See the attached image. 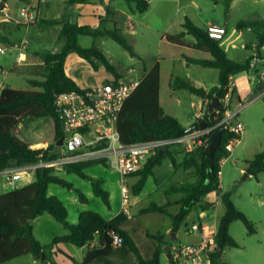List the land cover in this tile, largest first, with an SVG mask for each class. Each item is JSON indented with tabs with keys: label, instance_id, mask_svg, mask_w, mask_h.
Instances as JSON below:
<instances>
[{
	"label": "trees",
	"instance_id": "16d2710c",
	"mask_svg": "<svg viewBox=\"0 0 264 264\" xmlns=\"http://www.w3.org/2000/svg\"><path fill=\"white\" fill-rule=\"evenodd\" d=\"M22 1L27 2V0ZM87 1L67 0V3L71 5ZM125 1L134 2L138 12H144L149 5L147 0ZM231 1L222 0L226 15L230 10ZM107 9L109 10V7ZM37 23L39 26L61 23L58 38L62 40V45L57 50L44 52L43 64L47 67V71L43 78L29 80L31 89H17L8 86L0 88V171L39 160L56 158L60 147L57 141L62 136V132L54 100L60 93L83 90L65 73L64 59L67 53L76 52L94 69H97L98 62L102 63L114 77L120 76L118 69L110 63L99 47L96 45L81 46L77 41L79 35L94 38L110 37L131 56H137L123 33L117 28H105L103 22L96 27L78 25L67 19L62 21L40 19ZM235 27L237 30L251 29L255 33L256 56H259L260 48L264 45V18L241 19ZM187 34L196 39L194 44L189 45L190 47L207 51L212 55L211 59L187 57L188 61L203 67L217 68L218 85L205 90L194 86L186 78L175 76L171 80V87L184 89L193 95L209 100L214 96L222 98L227 91L230 77L250 70L255 56H248L244 61L230 59L221 46L220 40L209 37L206 31L195 26L189 19H185L180 32L167 34L166 39L170 43L184 46L183 38ZM159 75V66L156 64L124 101L116 121V128L122 143L131 144L180 136L178 132L184 127L176 117L166 113L159 103ZM205 117L208 122L207 126L215 124L222 117V108H219L217 116L213 119H209L207 114ZM221 127H215L203 136L206 146L200 145L202 148L197 179L171 184L166 189V194H181L175 201V204H178V211L172 213L168 210L170 202L157 204L153 201L139 210V214L158 212L169 216L172 221L171 231L176 232L184 218L203 196L209 193L219 194L224 212L217 222L214 236L216 249L210 254V264H227L221 259L222 252L219 253V251H223L226 247H238L237 241L229 233L232 222L241 221L246 227L247 234H253L256 230L252 221L231 200V192L220 190L218 171H220V161L227 153L225 144L232 136L231 132L226 129L222 133L219 147L215 150L212 159L207 155L210 135ZM45 142L48 143L46 147L33 148V145ZM171 146L173 145L157 150L145 160L137 172L131 174L138 176L137 181L132 185V191L135 194L141 192L149 178H155L154 168L162 165L165 159H169L173 167L176 166L175 157L169 150ZM98 163L105 165L99 160H88L65 164L63 170L75 173L81 178H88L85 169ZM245 172L255 177L259 173H264V150L246 161ZM33 174L34 178L31 181L0 193V264L28 254L35 258L43 256V245L34 236L31 221L44 213L51 215L66 230L64 234L53 238L52 243L54 244L66 242L82 247L98 237V246L85 253L81 264H160L163 246H169L161 234L145 232L147 237L156 240L158 244L150 257H144L133 237L122 229L123 222L126 220L122 212L106 219L98 212L85 210L79 214L76 223H70L67 219L68 212L65 205L58 197L49 195L47 190L50 183H56L68 189H72V185L59 176L52 166L38 167ZM91 189L95 196L108 205L109 193L104 189L101 179H93ZM74 191L80 202H87L85 194L77 189ZM207 205L201 204L200 207L205 209ZM112 230L122 237L120 246L112 245L110 236ZM171 264L177 263L172 259Z\"/></svg>",
	"mask_w": 264,
	"mask_h": 264
},
{
	"label": "rangeland",
	"instance_id": "374dc122",
	"mask_svg": "<svg viewBox=\"0 0 264 264\" xmlns=\"http://www.w3.org/2000/svg\"><path fill=\"white\" fill-rule=\"evenodd\" d=\"M22 0H10V13L13 17H19L20 7L22 6ZM60 1V0H52ZM206 5L204 6V21H210L209 24H216L226 30L224 37L233 31L229 39H232L238 31L235 28V24L240 19H255V13L264 15V4L254 2V0H236L234 7L230 14L224 13V7L222 1L219 0H205ZM216 4V6H214ZM24 6L23 8H25ZM151 11L144 13L145 15L152 14ZM181 11V10H180ZM154 12V11H153ZM140 15L141 13H137ZM172 15L180 16L181 12H177L175 8L172 9ZM21 16V15H20ZM22 17V16H21ZM5 26L2 27L1 33L10 39H19L26 35L32 34L33 40L30 45L24 50L25 57L19 62L16 61L17 49L10 47L5 44L0 38V47L4 48V53H0V69L5 72H0V81L5 86H10L17 89H31L28 79H37L41 76L30 74L23 70L24 67L20 66L21 62L28 61L29 57H32L34 51L41 49L57 50L62 44L55 40L56 28H46V26H40L41 29L36 31H26L21 25L17 26L12 19L4 18ZM36 32L42 33V37H37ZM188 39H192L191 35L187 36ZM100 40V39H99ZM255 42V33L251 30L244 31L243 35L235 40L238 45L234 49L235 54L231 55L227 53L232 59L241 61L244 60L251 54H255L256 50L253 47L249 49L240 48V43L244 42ZM159 37L155 33H149L148 41H141L140 39L135 40V45L144 57V61H141L137 57L131 56L125 49H123L117 42L110 37H103L98 42L101 51L105 54L107 59L112 65L118 70L126 73L131 78L140 79L142 75L141 66H149L152 62L153 57L158 58L162 65V77L160 85V102L164 111L168 114L176 117L181 124L186 125L188 115H192L193 108L190 106L189 101L186 99L188 92L186 90H172L169 86V78L171 75L181 76V66H178L173 74H171V67L161 57L164 56L165 48L168 46L162 42V52L157 54L156 48L158 47ZM93 43V38L84 36L81 39L80 45L87 47ZM260 52L262 54V60L260 59L257 64L251 66V74L255 75V70L264 71V45L261 47ZM199 56L205 57V54L198 53ZM99 63V62H98ZM97 63V66H98ZM191 70V76L200 81L202 85L211 86L217 84V69L210 68L204 69L199 67L200 65H194ZM9 67L13 69L10 70ZM130 72H126L128 69ZM198 68L197 70H195ZM45 72V70H44ZM264 77V76H263ZM239 78V77H238ZM238 78L236 81H239ZM240 80H247L243 77ZM257 80V78L255 79ZM241 84L239 87H241ZM256 94L250 95V91H242L241 97L243 101L236 105L232 110L236 111L234 120L240 121L243 126L242 143L238 144L232 151V156L227 159L222 165L220 170L222 171L221 190L231 192V200L235 206L240 207L246 211L248 216L251 218L256 231L253 234H247L246 227L241 221H234L230 224L229 233L237 241L238 247H226L224 248L221 259L227 264H264V175L261 179V185L259 186L253 177L248 179L244 178V172H240L246 162L251 159L256 153L264 150V98H255ZM248 97V98H247ZM233 120V121H234ZM40 146V144H38ZM37 148V147H36ZM39 148V147H38ZM183 150H185L183 148ZM238 153V154H237ZM167 164L170 165L169 160H165L162 164L164 168H167ZM233 166V174L227 176L225 172ZM58 175L66 179L71 185L72 189L62 187L56 183H50L48 185L47 193L58 197L65 205L68 215L67 219L70 223H76L79 214L85 210H92L98 212L104 218L108 219L118 214L121 210V191H120V174L102 163L91 165L85 169L88 178H81L75 173H69L63 170V167L55 168ZM160 168L155 169V173L159 172ZM26 176L23 179L17 181V186L22 185L24 182L31 181L34 176ZM2 177V176H1ZM138 176H133L127 179L126 183L130 185L134 182ZM157 177L149 179L146 183L145 189L140 194H135L132 191V186L129 188V202L128 210L130 218L126 217L125 225L127 228H135L138 230L134 233L135 240L140 248V251L144 257H150L153 245L157 244L156 240L147 238L140 228H145L153 233L165 234L167 238L171 237L172 232L166 233V229L171 228V218L165 214L158 212H149L139 215V208L147 206L151 201L161 204L163 199L160 198L159 193H150L155 188ZM93 179H101L103 182L104 189L109 193L108 205L104 204L103 201L95 196L91 189V181ZM161 181V180H160ZM160 181L157 183L160 184ZM162 182V181H161ZM11 188L7 187L4 183L3 177L0 184V193L7 191ZM74 189L80 190L85 194L87 202H80ZM151 190V191H150ZM251 192H256L257 199L263 201V205H256L251 199ZM165 201V200H164ZM178 207L171 205L168 210L172 213L177 212ZM241 209V210H242ZM223 211V205L219 203L217 206V214L219 215ZM197 210L192 209L188 214L184 222L178 229V235L175 239L177 244L188 243L185 231L196 219ZM127 216V215H125ZM247 216V215H246ZM247 216V217H248ZM197 221V220H195ZM34 236L43 245V256L35 258L32 255H23L14 259H11L5 264H81L83 257L87 251V245L82 247L75 246L71 243L59 242L52 243L55 236L62 235L66 232L65 228L57 222L51 215L44 213L35 217L31 221ZM176 233V232H174ZM260 250V251H259ZM160 264H170L165 252L160 255Z\"/></svg>",
	"mask_w": 264,
	"mask_h": 264
},
{
	"label": "crops",
	"instance_id": "0c3cea01",
	"mask_svg": "<svg viewBox=\"0 0 264 264\" xmlns=\"http://www.w3.org/2000/svg\"><path fill=\"white\" fill-rule=\"evenodd\" d=\"M218 1L219 0H217V3H218ZM235 1L236 0L231 1L230 10H229L228 14L231 13V10L234 7ZM258 1L261 2L262 4H264V0H258ZM2 2H3V5H2V8H0V38H2V41H4V43L8 44L10 47L14 43L24 42V50H25L26 47H28L30 45L34 36L32 34H30L29 36L26 35L24 37H20L19 39H10V38L6 37L5 35H2L1 29H2V27L5 26V23H4L5 17L8 19H12L17 26L21 25L22 27H24V29L27 32L28 31H34V30L36 31V28L40 30L41 27L37 23L40 19H47V20L48 19H58L59 21L67 19L71 23H76L78 25H89L92 27H96L100 24V22H103L105 28H107V29L117 28L118 30H120L123 33V35L126 37L128 42L131 44V46L133 47V49L137 55V56H133V57H137L141 61H144L143 55L138 50V47H136V45H135V40L140 39L141 41H144V42L148 41L149 33H152V34L155 33L159 37V42H158L159 45L156 48L158 55L160 54V52H162V42H164L168 45V46H166V45L164 46V48L166 50L165 51L166 54L164 56H162L161 58L168 65H170L171 69H169V70H170L171 74H173L175 72V70H177L176 68L178 66H181V68H182L181 72H183V73L179 77L186 78L194 86L202 87L205 90H208V89L218 85V77H217V84H212L211 86L208 87L204 84L202 85V83H198L200 81L194 79L191 76V73H190L191 70L194 67H197L194 65H198V64L190 63L188 61L187 57L205 58V59H211L212 58V55L209 52L203 51V50H197V49H194V48L189 46L191 44H194L196 41V39L192 35L191 36L193 37V40L187 38V36L189 34L184 36V38H183V41L185 43L184 46L170 43L166 39L167 34H175V33H178L182 30V24L185 21V19L191 20L195 26H197L198 28L205 31L207 25H209V23H210V21H204L205 14H204L203 8L206 5L205 0H148V2H149L148 8L144 12H139V13H141L140 15L137 14L138 11L136 10V4L134 2L128 3L125 0H88L85 3H74L71 5L67 3V0H60V1L27 0V2L21 1L22 6L20 7V10L24 6H26L25 8H27V10L30 13L36 14V19L29 21V22H26L23 19V17H21L20 15L17 18L12 16V14L10 13V10H9L11 7L10 6L11 5L10 0H5ZM254 2H257V0H254ZM214 6H216V4ZM107 7H109V10L107 9ZM173 8H175L177 12L178 11L181 12V15L180 16L172 15L171 12H172ZM151 9H153L152 14H148V15L144 14V13H147V11H151ZM255 16H257L255 18H264V15H259L258 13H255ZM46 28H51V29L56 28L57 30H56L54 39L59 41L60 44H62V40H60L58 38V34H59L60 29H61V23L55 24L52 26H46ZM245 30L248 31L251 29L237 30L238 33L232 39H229V37L233 33V31H231V33L228 34V36L225 37L220 42V44L223 47L224 51L226 52L227 56H228L227 53H230L231 55L235 54L234 49H236L238 47V45L235 43V40L237 38L241 37ZM42 35H43L42 33L36 32L37 37L40 38V37H42ZM84 36H88V35H79L78 36L77 41L79 44L81 42V39ZM89 37H91V36H89ZM103 37H105V36L96 37V38L92 37L93 43H91V45H89V46L96 45L97 47H99L98 42ZM89 46H87V47H89ZM253 46L255 48V42L254 41L251 43L250 42L240 43V45H239L240 48H244V49H249L250 47H253ZM44 52L45 51H43L41 49L34 51L32 57H29L28 61L21 62L20 66L24 67L23 68L24 71H26L30 74L41 76L40 78H43L44 74L47 71V67L43 64ZM198 53L205 54V57L199 56ZM256 54H257L256 52H255V54H251L252 56H255L253 61H252V65L254 63L257 64L260 59L262 60L261 52H260L259 56H256ZM251 55H249V56H251ZM25 56H26L25 53H23L22 58ZM229 58L232 59L233 57H229ZM151 59H152V62L150 63L149 66H141L142 75L140 76V79L131 78L126 73L122 72L121 70H118L120 73V76L124 77L127 80L140 81L145 76V74L149 70H151L153 66H155L157 64L159 66V73H160V75H159V91H160L161 77H162L161 61L155 57H153ZM233 60H235V59H233ZM244 60H241V61H244ZM254 60H255V62H254ZM236 61H238V60H236ZM199 67H203V66L200 65ZM9 68H10V70L13 69L12 67H9ZM203 68L204 69H210L213 67H203ZM197 69L198 68H196L195 70H197ZM215 69H217V68H215ZM44 70H45V72H44ZM64 70H65L66 75L69 76L70 78H72L76 82V84L82 89L94 87V86H100L113 77V75L105 69V67L103 66L102 63H98L97 69H94L88 61L81 58L76 52L67 53V55L64 59ZM130 71H131V69L129 68L126 72H130ZM250 71L251 70H248L247 72H241V73L235 74V75L230 77L229 81H230V83H232V94H231L230 103H231L232 108H234L236 105L240 104L243 101V99L241 97L242 91H244V92L250 91V95L256 94L257 96L254 97L253 99H255L257 97L264 98V77H263L264 71L263 70L258 71L256 69L255 75L251 74ZM217 76H218V69H217ZM173 77H175V76L171 75V77L168 79L170 87H171L170 83H171V80ZM243 77L247 78L248 81L247 80H240V78H243ZM40 78H37V79H40ZM237 78L239 81H236ZM256 78H257V80H255ZM29 80H32V79L29 78L28 81ZM241 84H245V85H242L241 87H239V85H241ZM4 86L5 85L2 83V81H0V88H2ZM8 87H10V86H8ZM11 88H13V87H11ZM171 89L174 91L184 90V89H174L172 87H171ZM186 99L189 101L190 106L193 108V112H192L191 116L188 115L186 125L181 124L183 127L187 126L193 120L198 118L202 114L204 105L209 104L211 102V99L209 100L206 98H202L200 96H196V95H193L191 93H189L188 96H186ZM159 103L161 105L160 95H159ZM208 114H209V112H207V115ZM241 138H242V136L240 137L238 143L235 144L233 149L235 147H237L238 144L242 143ZM39 144H40V146H38V144L33 145V148L46 147L48 143L45 142V143H39ZM202 145H203V147L206 146V144H204V143ZM183 148L184 147H182L181 145H173L169 148V150L172 152V154L174 155L175 160H176V166L175 167H173L170 163V165L167 164V168H164L162 165L154 168V173H155L156 168H160L159 172L157 171L155 173V177H157L156 180L158 182L160 180L162 182L160 181V184L157 183V181L154 182L155 183L154 184L155 189L152 191L150 190L151 191L150 193H156L157 192V193L161 194L160 198L163 199L161 204H165L167 202H170L171 205H175L178 207V204H175V201L178 200V198L180 197L181 194L180 193L166 194L165 191L168 188V186H170L171 184H177V183L185 182V181H195L197 179V168H198L199 163H200L199 156H200V151H201L202 147H200V145H198V146H195L192 150H186L185 148H184L185 150H183ZM231 156H232V153L227 159H229ZM165 160H169V159H165ZM225 161L220 162V168H221V165ZM245 168H246V162H245L244 166L242 168H240L239 171L245 173ZM223 174H222V171L220 170V174L218 175L220 190H221L222 184H223L221 181V176ZM225 174H226V178H227V176L232 175L233 174V166H230L229 169H227V171L225 172ZM263 175H264V173H259L255 177V176L248 173V175L244 178L248 179L250 177H253L255 179L256 183L260 186L261 185V179H262ZM133 176H135V175H130L127 177V179H129ZM136 178L138 179V177H136ZM127 179H126V181H127ZM137 179L134 182H132L130 185L127 184L128 188H130V186H132L137 181ZM149 179H151V178H149ZM1 181H2V177L0 175V184H1ZM147 181H146V183H147ZM24 183H27V182H24ZM24 183H22V184H24ZM145 186H146V184H145ZM145 186L143 187V189H145ZM143 189L141 190V192L143 191ZM221 192H223V191L221 190ZM256 194H257L256 192H251V194H250L251 199L253 200V203H255L256 205L257 204L263 205L262 200L255 198ZM129 197H130V193H129ZM128 202H129V199H128ZM219 203H221L223 205L221 198H220V195L216 194V193H209V194L203 196L200 199V202H198L193 207L194 209L197 210V215H196V219H194L193 220L194 222H192V223H197L199 225V231L198 232H187V229H186L185 235H186V238L189 240L188 243L198 242L200 237H201V233L205 234L208 237H214L215 236L218 219L224 212V206H223L222 213L220 215H219V213L217 214V206L219 205ZM201 204L202 205L208 204V205L206 206L205 209H202L200 207ZM128 205H127V212H123L121 209L119 211V213L122 212L124 215H127L126 217L130 218L131 216L129 214ZM141 208H143V207H141ZM141 208H139V210ZM238 208L242 209L240 207H238ZM177 211H178V209H177ZM242 211L248 216V214L246 213V211L244 209H242ZM186 217L184 218V220L186 219ZM248 218L251 220V218L249 216H248ZM108 219H110V218H108ZM184 220H183V222H184ZM195 220H197V221H195ZM125 221H127V219ZM125 221L123 222V225H122L123 228L122 229L126 230L133 237V239H134V241L138 247V244H137L135 237H134V233L136 231H138L139 228H138V230L135 228H127L125 225ZM181 224H180V226H181ZM180 226H179V228H180ZM171 227H172V225H171ZM178 229L176 230V233H174V235H172V238L171 237L167 238L165 234L159 233L163 236L162 237L163 240L168 242V244H169L168 248H169L170 253L172 252L173 248L177 245V243L175 242V239L177 238V235H178ZM140 230L146 236L145 232L148 230L145 228H140ZM148 232H150V231H148ZM168 232H172L171 228L166 229V233H168ZM150 233H153V232H150ZM147 238H149V237H147ZM157 244H158V242H157ZM157 244L153 245V247L155 248L157 246ZM86 245L88 246L87 251L91 248L97 247L98 246V237H95L93 241H91L90 243H88ZM139 250H140V248H139ZM163 252H164V250H163Z\"/></svg>",
	"mask_w": 264,
	"mask_h": 264
},
{
	"label": "built area",
	"instance_id": "2783aa9c",
	"mask_svg": "<svg viewBox=\"0 0 264 264\" xmlns=\"http://www.w3.org/2000/svg\"><path fill=\"white\" fill-rule=\"evenodd\" d=\"M20 15L26 22L36 19V14L30 13L27 8H22ZM205 31L209 37L220 41L225 38L226 34V30L216 24L207 25ZM11 46L17 49L16 61L19 62L24 53V42H17ZM0 53H4L3 47H0ZM0 71L5 72L2 69ZM138 83L137 80L113 76L100 86L85 88L80 92L70 91L58 94L54 100V107L61 123L62 143L56 158L39 160L0 171L5 185L15 188L18 180L31 176L38 167L60 168L65 164L99 160L120 174L121 209L127 212L129 188L126 179L137 172L145 160L157 150L174 144L181 145L186 150H192L195 146L204 143L203 136L215 127L222 126L231 132L232 136L225 144L227 153L221 161H225L231 155L233 147L243 133L244 126L240 121L234 120L236 111L232 110L230 103L232 94L230 81L227 91L220 98L222 117L215 124L174 138L124 144L120 141L116 121L124 101ZM219 174L220 171H218ZM198 231L197 223H192L187 228V232ZM110 236L112 245L122 244V237L118 233L112 230ZM215 249L214 237L201 233L198 242L177 244L171 255L177 264H210V254Z\"/></svg>",
	"mask_w": 264,
	"mask_h": 264
},
{
	"label": "water",
	"instance_id": "95a60500",
	"mask_svg": "<svg viewBox=\"0 0 264 264\" xmlns=\"http://www.w3.org/2000/svg\"><path fill=\"white\" fill-rule=\"evenodd\" d=\"M3 2L0 1V8H2ZM220 108V97L218 96H214L211 99V102L209 104H205L202 114L196 118L195 120H193L190 124H188L187 126H185L184 128H182L178 134L182 135V134H186L190 131H194V130H198L201 128H205L207 126V119H206V114L207 112H209L208 114V118L209 119H213L214 117L217 116L218 110ZM226 130L225 127H221L219 129H217L216 131H214L211 135H210V141H209V145H208V152L207 155L210 159L213 158V154L215 152V150L219 147V143H220V139H221V135L222 133ZM62 143V139L59 138V140L57 141L58 145H61ZM248 175L247 172L244 173V177H246ZM172 235H174V232H172L171 234V238ZM163 250L167 256V258L169 259V262L172 263V256L171 253L169 252V248L167 245L163 246ZM222 250L219 251V253H221Z\"/></svg>",
	"mask_w": 264,
	"mask_h": 264
}]
</instances>
